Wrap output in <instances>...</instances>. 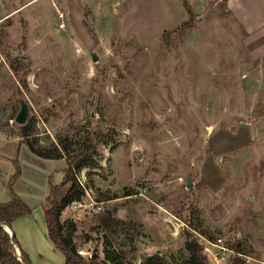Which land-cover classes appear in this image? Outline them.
<instances>
[{
  "label": "rangeland",
  "instance_id": "obj_1",
  "mask_svg": "<svg viewBox=\"0 0 264 264\" xmlns=\"http://www.w3.org/2000/svg\"><path fill=\"white\" fill-rule=\"evenodd\" d=\"M223 1L145 30L113 0H33L0 26V204L17 158L14 188L33 210L12 227L32 264L64 260L42 203L68 164L30 151L20 99L36 148L67 136L97 146L77 174L84 195L61 216L80 254L185 264L193 234L231 249L212 264H264V50ZM107 212L123 224L103 223Z\"/></svg>",
  "mask_w": 264,
  "mask_h": 264
},
{
  "label": "trees",
  "instance_id": "obj_2",
  "mask_svg": "<svg viewBox=\"0 0 264 264\" xmlns=\"http://www.w3.org/2000/svg\"><path fill=\"white\" fill-rule=\"evenodd\" d=\"M185 4L192 16V10L188 7L187 1H185ZM21 127L20 136L33 154L45 158H66L68 164L64 170L65 176L62 183L59 185L51 183L50 193L42 204L48 229V237L56 249H59L64 254L65 264H127L124 258L119 255L111 258L106 253V256L100 259L98 257L94 258V254L91 257L80 254L73 243L75 224L71 223L67 232L61 220L62 212L65 208L73 201H79L84 195V189L77 178V174L83 167L92 163V158L97 149L94 139L89 137L79 140L67 136L61 138L59 149L57 148L53 153L49 152L47 154L36 148L30 142L29 136L32 132L29 130V125L23 124ZM14 163L16 172L9 182L10 199L0 204V223L9 226H13L15 220L30 214L33 210L15 191L14 185L21 173V169L17 158L14 159ZM126 195H131V193H127ZM100 220L112 226L123 224V221L115 219L111 212L100 216ZM186 247L190 253V258L185 264H212L203 253L202 243L195 235L189 234ZM236 248L240 251V243L237 244ZM20 250L22 259H18L17 257L9 232L3 227H0V264H32L29 255L24 250ZM236 259L239 261L238 258ZM148 264H166V260L162 254L156 253L149 257Z\"/></svg>",
  "mask_w": 264,
  "mask_h": 264
},
{
  "label": "crops",
  "instance_id": "obj_3",
  "mask_svg": "<svg viewBox=\"0 0 264 264\" xmlns=\"http://www.w3.org/2000/svg\"><path fill=\"white\" fill-rule=\"evenodd\" d=\"M16 0H0V26L11 20L15 15L19 14L20 9L26 4L32 2L14 3ZM88 6L91 0H82ZM113 5L127 6L130 9L125 15L128 22L136 21L142 24V28L148 30L153 26V22L157 24H165L169 26L173 23L185 21L190 13L187 10L185 1L192 13L199 8L205 7L214 0H113ZM226 7L231 9L236 20L243 28L245 37L249 45L255 46L257 50H264V0H224ZM110 4V3H106ZM158 20V21H156ZM256 50V49H255ZM45 201V200H44ZM43 201V202H44ZM43 204V203H42ZM44 211V210H43ZM28 216V215H26ZM23 217L14 221L13 225L20 221ZM45 218V214H44ZM46 224V221H45ZM48 236L47 225L45 227ZM45 231V230H44ZM49 238V237H48ZM50 239V238H49ZM18 246V244H17ZM19 247V246H18ZM20 249V247H19ZM33 256V255H32ZM60 264H65L64 260Z\"/></svg>",
  "mask_w": 264,
  "mask_h": 264
},
{
  "label": "built area",
  "instance_id": "obj_4",
  "mask_svg": "<svg viewBox=\"0 0 264 264\" xmlns=\"http://www.w3.org/2000/svg\"><path fill=\"white\" fill-rule=\"evenodd\" d=\"M58 17L60 19L59 28H64L65 13L59 11ZM202 248L203 253L208 257V260L217 263L223 260L227 253L231 250L228 246L225 245L223 238L220 237L217 239L203 237Z\"/></svg>",
  "mask_w": 264,
  "mask_h": 264
},
{
  "label": "water",
  "instance_id": "obj_5",
  "mask_svg": "<svg viewBox=\"0 0 264 264\" xmlns=\"http://www.w3.org/2000/svg\"><path fill=\"white\" fill-rule=\"evenodd\" d=\"M94 56V60H97V55H93ZM30 110L31 107L29 105V103L25 100V99H20V110L16 116V122L20 123V124H24L27 121V118L30 114ZM188 183L190 184V180L188 178ZM0 227H3L7 232H9V234L11 235L12 238V242L14 243V245H17V238H16V233L15 230L13 229L12 226L0 223ZM97 253L94 254V258L97 257ZM150 257V256H149Z\"/></svg>",
  "mask_w": 264,
  "mask_h": 264
}]
</instances>
